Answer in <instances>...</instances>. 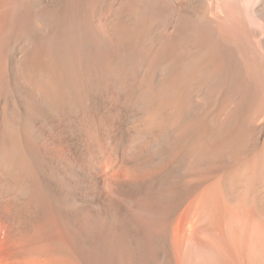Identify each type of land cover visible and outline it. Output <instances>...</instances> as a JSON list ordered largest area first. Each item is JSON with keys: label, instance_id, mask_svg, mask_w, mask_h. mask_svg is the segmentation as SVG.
Segmentation results:
<instances>
[{"label": "bare ground", "instance_id": "1", "mask_svg": "<svg viewBox=\"0 0 264 264\" xmlns=\"http://www.w3.org/2000/svg\"><path fill=\"white\" fill-rule=\"evenodd\" d=\"M0 264H264V0H0Z\"/></svg>", "mask_w": 264, "mask_h": 264}]
</instances>
